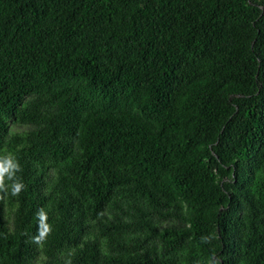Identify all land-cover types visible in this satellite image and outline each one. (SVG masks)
I'll return each mask as SVG.
<instances>
[{
  "label": "trees",
  "instance_id": "trees-1",
  "mask_svg": "<svg viewBox=\"0 0 264 264\" xmlns=\"http://www.w3.org/2000/svg\"><path fill=\"white\" fill-rule=\"evenodd\" d=\"M8 155L0 264H264V0H0Z\"/></svg>",
  "mask_w": 264,
  "mask_h": 264
},
{
  "label": "clouds",
  "instance_id": "clouds-1",
  "mask_svg": "<svg viewBox=\"0 0 264 264\" xmlns=\"http://www.w3.org/2000/svg\"><path fill=\"white\" fill-rule=\"evenodd\" d=\"M20 171L18 162L11 156L0 157V191H6L5 180L11 182L10 188L12 195H18L24 188L23 183L16 177V173ZM39 221V235L36 238L39 242L50 232V226L46 223L47 215L43 209L37 212Z\"/></svg>",
  "mask_w": 264,
  "mask_h": 264
},
{
  "label": "rangeland",
  "instance_id": "rangeland-1",
  "mask_svg": "<svg viewBox=\"0 0 264 264\" xmlns=\"http://www.w3.org/2000/svg\"><path fill=\"white\" fill-rule=\"evenodd\" d=\"M28 128H29V126H27V125L11 124L10 125V132L13 134H20V133L25 132ZM5 209H6L7 216L9 218V220L11 221L12 217H13V210L10 211L9 207H7V205H6Z\"/></svg>",
  "mask_w": 264,
  "mask_h": 264
}]
</instances>
